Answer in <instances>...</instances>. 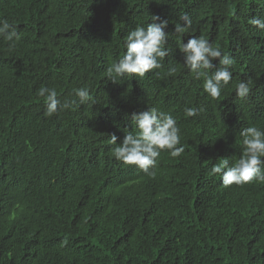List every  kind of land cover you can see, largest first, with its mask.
Masks as SVG:
<instances>
[{
    "label": "trees",
    "instance_id": "1",
    "mask_svg": "<svg viewBox=\"0 0 264 264\" xmlns=\"http://www.w3.org/2000/svg\"><path fill=\"white\" fill-rule=\"evenodd\" d=\"M185 14V42L202 36L234 59L219 100L183 64ZM152 15L169 22L162 67L108 81L125 37ZM261 15L264 0H0L20 34L15 47L0 38V264H264V183L209 174L241 157L244 128L264 130V31L250 24ZM41 87L77 104L49 116ZM80 87L95 103L78 104ZM151 107L176 118L185 148L162 152L154 177L116 161L108 143ZM186 107L203 111L186 117Z\"/></svg>",
    "mask_w": 264,
    "mask_h": 264
},
{
    "label": "clouds",
    "instance_id": "2",
    "mask_svg": "<svg viewBox=\"0 0 264 264\" xmlns=\"http://www.w3.org/2000/svg\"><path fill=\"white\" fill-rule=\"evenodd\" d=\"M181 22L175 23L176 43L183 56L184 66L193 74L194 79H203V91L212 100H219L222 90L232 80L234 59L229 54H222L219 46H214L204 37L190 36L185 42L184 34L192 30L191 18L185 14L179 17ZM168 20L152 15L147 26H137L124 39L125 53L118 61H113L106 69L108 81L118 83L128 77L145 78L146 74L160 69L164 59L169 55V33L165 31ZM250 24L264 31V15L250 18ZM0 38L15 47L20 40L17 28L6 19H0ZM218 61L219 67L217 63ZM215 69L213 72L212 70ZM211 73V74H210ZM237 97L247 100L251 93V81L241 80L235 85ZM79 105L95 103L88 87L73 89ZM38 95L45 98L46 113L52 116L59 111L67 110L77 100L62 101L54 88L41 87ZM199 111L195 107H186V117H195ZM132 130L125 129L122 143L118 137L110 135L108 143L112 145V156L126 166H135L149 176L155 175L158 158L162 152L173 157H180L185 148L181 144V129L176 118L157 107L132 112L130 114ZM243 152L234 163L229 158H220L211 167L210 175L218 176L224 186H242L253 182L264 183V130L257 126L244 128L240 133ZM178 145H180L178 147ZM152 169L153 171H149Z\"/></svg>",
    "mask_w": 264,
    "mask_h": 264
}]
</instances>
